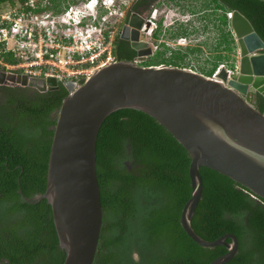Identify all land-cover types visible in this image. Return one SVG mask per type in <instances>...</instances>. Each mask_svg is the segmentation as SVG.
Instances as JSON below:
<instances>
[{
    "label": "trees",
    "instance_id": "trees-1",
    "mask_svg": "<svg viewBox=\"0 0 264 264\" xmlns=\"http://www.w3.org/2000/svg\"><path fill=\"white\" fill-rule=\"evenodd\" d=\"M154 1L139 0L132 9L142 14ZM212 1L201 4L211 8L204 15L206 27L217 24L221 38L216 49L227 54L216 55L213 67L203 72L208 76L237 48L228 28V10L242 12L264 40V0ZM189 7L193 13L199 11L195 4ZM196 28L181 25L170 35L187 36ZM163 46L156 54L157 62L140 64L185 67L186 58L201 50L188 46L185 51L172 52L168 59V47ZM114 51L118 60L138 56L120 36ZM231 58L234 66L236 55ZM6 59L16 61L11 54ZM67 94L63 85L44 92L29 86L0 85V264L65 261L51 204L45 198L28 202L23 195L33 198L47 188L55 113ZM257 106L264 113L263 97L258 98ZM96 160L103 224L93 264H210L228 251L225 245H200L184 230L180 218L192 196L191 156L154 117L134 108L109 114L99 130ZM200 173L203 194L192 218L195 231L207 240L226 233L238 237L237 254L224 264H264V199L217 170L202 166Z\"/></svg>",
    "mask_w": 264,
    "mask_h": 264
},
{
    "label": "water",
    "instance_id": "water-1",
    "mask_svg": "<svg viewBox=\"0 0 264 264\" xmlns=\"http://www.w3.org/2000/svg\"><path fill=\"white\" fill-rule=\"evenodd\" d=\"M144 24L147 29L149 22L134 11L120 34L140 57L152 55L149 42L140 39ZM231 27L240 50V70L228 82L227 71L220 70L218 77L227 84L189 68L166 63L141 65L135 60L103 66L83 83L0 71V85L29 86L41 92L63 85L68 91L55 113L47 188L33 198L23 195L28 202L45 198L51 204L59 243L66 251L63 264L94 263L103 224L97 138L106 117L121 108L151 115L189 152L192 196L180 221L200 245L227 246L228 251L210 264H224L237 254L235 234L207 240L192 226L203 194L202 166L219 171L264 199V113L257 106L258 98H264V40L237 9Z\"/></svg>",
    "mask_w": 264,
    "mask_h": 264
},
{
    "label": "built area",
    "instance_id": "built-area-1",
    "mask_svg": "<svg viewBox=\"0 0 264 264\" xmlns=\"http://www.w3.org/2000/svg\"><path fill=\"white\" fill-rule=\"evenodd\" d=\"M138 1L16 0L9 7H0V71L55 77L60 83L66 80L83 83L95 70L118 60L115 41L135 11L132 6ZM56 6L61 9L57 10ZM233 12V9L228 10L226 14L228 28L236 38L231 27ZM163 14L162 8L156 5L151 14L141 15L150 25L156 26ZM163 23L166 24L165 19ZM143 33L149 35L148 42L155 54L164 48L160 46L162 41V45L165 43L168 47L166 56L176 47L181 49L187 41V36H180L175 46L161 39L160 43H152L145 24L141 35ZM140 39L143 40L141 36ZM8 54L16 61H8ZM142 58L137 56L135 61L140 64ZM222 68L227 71V82L239 73V49L234 66L221 63L211 76L227 84L218 77Z\"/></svg>",
    "mask_w": 264,
    "mask_h": 264
},
{
    "label": "rangeland",
    "instance_id": "rangeland-1",
    "mask_svg": "<svg viewBox=\"0 0 264 264\" xmlns=\"http://www.w3.org/2000/svg\"><path fill=\"white\" fill-rule=\"evenodd\" d=\"M203 1L204 0H182L180 1V3H177L174 0H164V2H160L159 4H157V6H159L160 8L166 9L167 12L165 17L163 15L161 16L162 19L166 20V24L163 23V28L166 29V32L164 35L162 34L157 41H155L156 44L160 43V39L167 40L175 46L179 37L171 36V32L177 30L181 25L185 26V24H194L195 26H200L199 28H196L194 32H191L189 35H187V41L183 43L181 49H178V47H176L177 49H174V51H185L188 46L201 48V50L191 53L182 63L187 68H192L193 70L199 71L201 73L213 67L216 55H218L220 52H223L222 54L224 55L227 54L224 51L216 49V46L220 42L221 38V31L220 29H218L217 24H215V22H211L210 26L206 27L207 19L204 18V15L206 13H209L211 11V8L205 9L204 7H201ZM208 1L213 4L212 0ZM192 4L196 5L197 10H199L198 12L193 13L192 11H190L189 6ZM211 7L213 6L211 5ZM186 20H188V22ZM168 24L170 25L168 26ZM141 37L145 41L149 40L148 34L143 33ZM162 42L160 43L161 47H163ZM234 45L237 47V43H235ZM223 46L224 44H222L220 49H222ZM232 54L234 56L238 55V47L236 48L235 52L231 53V57ZM172 55L170 54L169 56H166V58L169 59ZM231 57L224 58L222 62L227 66H230L233 61ZM156 59H158V55H155V57L144 56L141 62H145L147 60H150L151 62H157ZM168 59L167 62H169Z\"/></svg>",
    "mask_w": 264,
    "mask_h": 264
},
{
    "label": "flooded vegetation",
    "instance_id": "flooded-vegetation-1",
    "mask_svg": "<svg viewBox=\"0 0 264 264\" xmlns=\"http://www.w3.org/2000/svg\"><path fill=\"white\" fill-rule=\"evenodd\" d=\"M160 2H164V0H155L154 2H152L151 4H150V7H149V9H147V11L146 12H144V13H142V14H151L152 13V11H153V8L157 5V4H159ZM162 11L164 12V14H163V16L165 15V12H166V9H164V8H162ZM147 31L150 33V35H151V42L152 43H154L155 42V40H157V39H159V37H161V35L163 34H165V32H166V29L165 28H163V19L162 18H160V20H159V22L157 23V25L155 26V25H150L149 24V26H148V28H147ZM156 54H155V51H153V49H152V55L151 56H155ZM172 55V54H171ZM169 56V55H168ZM167 64V63H166Z\"/></svg>",
    "mask_w": 264,
    "mask_h": 264
},
{
    "label": "crops",
    "instance_id": "crops-1",
    "mask_svg": "<svg viewBox=\"0 0 264 264\" xmlns=\"http://www.w3.org/2000/svg\"><path fill=\"white\" fill-rule=\"evenodd\" d=\"M16 0H0V7H9L11 4H13ZM186 67V66H185Z\"/></svg>",
    "mask_w": 264,
    "mask_h": 264
}]
</instances>
